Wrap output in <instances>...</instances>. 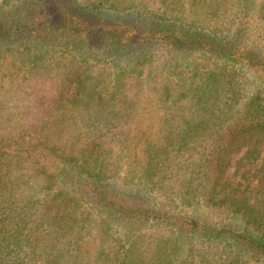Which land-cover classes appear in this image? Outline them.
Here are the masks:
<instances>
[{"label": "trees", "instance_id": "1", "mask_svg": "<svg viewBox=\"0 0 264 264\" xmlns=\"http://www.w3.org/2000/svg\"><path fill=\"white\" fill-rule=\"evenodd\" d=\"M0 264H264V0H0Z\"/></svg>", "mask_w": 264, "mask_h": 264}, {"label": "rangeland", "instance_id": "2", "mask_svg": "<svg viewBox=\"0 0 264 264\" xmlns=\"http://www.w3.org/2000/svg\"><path fill=\"white\" fill-rule=\"evenodd\" d=\"M236 159H237V157H236ZM236 159H235V161H236ZM235 161H234V162H235Z\"/></svg>", "mask_w": 264, "mask_h": 264}]
</instances>
